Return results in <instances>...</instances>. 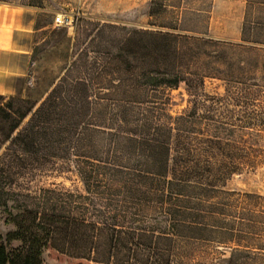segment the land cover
Wrapping results in <instances>:
<instances>
[{
    "label": "trees",
    "instance_id": "obj_1",
    "mask_svg": "<svg viewBox=\"0 0 264 264\" xmlns=\"http://www.w3.org/2000/svg\"><path fill=\"white\" fill-rule=\"evenodd\" d=\"M80 23L91 47L63 67L45 96L40 101L10 97L0 103V149L21 148L26 156L41 148L72 154L88 194L75 196L89 202L103 198L119 215L114 212L105 216L111 222H103L56 210L40 216L28 209L11 213L16 229L0 242V264H43L44 249L68 264H189L179 258L177 239L195 238L198 182L211 176L210 156L202 161L195 153L200 143L211 140L180 134L192 131L182 127L190 114L173 122L168 115L170 121L164 122L153 95L162 86L184 82L194 91L195 108L217 100L200 90L205 77L222 76L212 64L223 63L231 71L235 67L232 80L247 84L255 74L246 60L264 57V41L245 38V19L240 41L164 31V26L153 30L93 20ZM256 24L264 28V23ZM74 35L72 46L80 40L77 29ZM101 43L105 46L99 47ZM200 60L207 70L197 66ZM7 155L8 163L0 162V178L14 167V159L24 160L16 152ZM200 162L206 168L200 169ZM6 193L0 184L1 205L7 207ZM160 222L166 223L165 231L155 234L151 227ZM11 240L21 246L9 251L6 243Z\"/></svg>",
    "mask_w": 264,
    "mask_h": 264
},
{
    "label": "rangeland",
    "instance_id": "obj_2",
    "mask_svg": "<svg viewBox=\"0 0 264 264\" xmlns=\"http://www.w3.org/2000/svg\"><path fill=\"white\" fill-rule=\"evenodd\" d=\"M135 1L0 0V11L8 16L19 12L25 19L34 20L33 29L19 30L17 34L19 44L31 47L30 58L15 55L19 65L24 64L26 75H8L9 91L0 95V103L10 97L40 101L45 96L62 74L63 67L80 59V50L91 47L88 37L82 35L85 24L80 20L110 22L128 29L158 30L164 26V31L196 37H207L200 28L211 22V38L240 41L245 19V38L264 41V28L256 26L257 22L264 23V0L218 2L216 11L212 8L214 0H154L150 4ZM56 17L62 19V23H56ZM7 29L10 33V26ZM75 29L80 40L72 46ZM102 44L99 47L105 46ZM261 48L264 51V47ZM91 55L94 57L95 53ZM8 59L11 62L13 56L10 54ZM246 62L254 68L255 74L253 79L247 78V84L232 80L231 77L237 75L235 67L231 71L223 63L214 62L212 66L221 70L214 72L222 76L205 77L200 90L217 100L204 102L197 108L194 91L184 82L176 87L162 86L159 92L153 93L158 107L162 108L158 111L162 112L164 122L170 121L168 115L174 118L173 122L181 115L190 114V119L182 121V127L192 131L180 134L211 140L210 144L200 143L195 153L201 160L204 155L211 158V176L198 182L195 238L177 239L179 258L183 257L189 264H264V57L250 58ZM197 66L200 70L208 69L201 60ZM91 96L93 99V93ZM91 111L98 115L96 107ZM98 120L99 117H95L94 121ZM14 148L6 149L2 145L0 149L3 164L8 163V153L22 154L24 159L23 163L14 159V167L2 172L0 178L1 186L8 193L4 195L8 206L1 205L0 201L3 237L0 242H6V234L16 229L10 214H22L27 209L39 216L53 214L56 210L64 216L103 222L110 221L105 216L114 212L119 215L118 210L105 205L103 198L89 202L75 196L88 194L72 154L41 148L37 152H26L29 153L26 156L23 149ZM206 166L204 162L199 163L200 169ZM71 200L76 208L71 206ZM97 208L103 215H97ZM118 220L121 221V217ZM165 224L160 222L151 228L159 234L165 231ZM6 246L12 251L21 246V242L11 240ZM41 257L43 264H68L66 259L60 261L50 256L49 249H44Z\"/></svg>",
    "mask_w": 264,
    "mask_h": 264
},
{
    "label": "crops",
    "instance_id": "obj_3",
    "mask_svg": "<svg viewBox=\"0 0 264 264\" xmlns=\"http://www.w3.org/2000/svg\"><path fill=\"white\" fill-rule=\"evenodd\" d=\"M134 3L136 2L133 0ZM152 0H144V3L150 4ZM230 2L233 0H214L213 2V11H216V5L218 2ZM2 5V4H1ZM187 12V11H186ZM19 13V12H18ZM11 14L8 16L6 12L0 11V95H3L4 92H8V81L7 77L11 74H17L20 76L26 75L25 66L19 65L18 57L15 56L18 53L23 55V57L30 58L31 47L25 43L19 44L17 39V34L19 30H30L34 28V20L29 18L25 19L24 14ZM209 24L200 28L202 34L207 37H212L209 35L212 27ZM8 26H10V33L8 31ZM11 34V35H10ZM11 51V52H9ZM13 56L12 61L10 62L8 57L9 55ZM4 79V80H3Z\"/></svg>",
    "mask_w": 264,
    "mask_h": 264
},
{
    "label": "built area",
    "instance_id": "obj_4",
    "mask_svg": "<svg viewBox=\"0 0 264 264\" xmlns=\"http://www.w3.org/2000/svg\"><path fill=\"white\" fill-rule=\"evenodd\" d=\"M56 23H62V19H59L58 17L55 18Z\"/></svg>",
    "mask_w": 264,
    "mask_h": 264
}]
</instances>
